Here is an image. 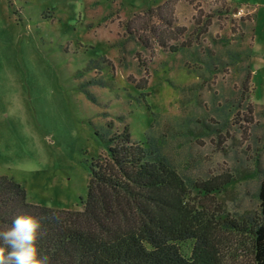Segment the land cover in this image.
Returning a JSON list of instances; mask_svg holds the SVG:
<instances>
[{
	"label": "rangeland",
	"instance_id": "rangeland-1",
	"mask_svg": "<svg viewBox=\"0 0 264 264\" xmlns=\"http://www.w3.org/2000/svg\"><path fill=\"white\" fill-rule=\"evenodd\" d=\"M124 128L198 210L258 212L264 0H0V176L81 211L90 164ZM225 181L206 200L195 189Z\"/></svg>",
	"mask_w": 264,
	"mask_h": 264
},
{
	"label": "trees",
	"instance_id": "trees-1",
	"mask_svg": "<svg viewBox=\"0 0 264 264\" xmlns=\"http://www.w3.org/2000/svg\"><path fill=\"white\" fill-rule=\"evenodd\" d=\"M104 146L105 155L90 164L81 211L30 203L22 187L0 176V228L22 213L40 217L46 235L39 247L50 264H225L226 241L232 264H264V181L258 212L231 218L191 205L158 147L133 141L127 128ZM233 183L195 189L206 200ZM185 242H192L188 256L180 248Z\"/></svg>",
	"mask_w": 264,
	"mask_h": 264
},
{
	"label": "clouds",
	"instance_id": "clouds-1",
	"mask_svg": "<svg viewBox=\"0 0 264 264\" xmlns=\"http://www.w3.org/2000/svg\"><path fill=\"white\" fill-rule=\"evenodd\" d=\"M51 208V205H48ZM40 217L22 213L10 226L0 228V264H50L39 241L46 235Z\"/></svg>",
	"mask_w": 264,
	"mask_h": 264
}]
</instances>
